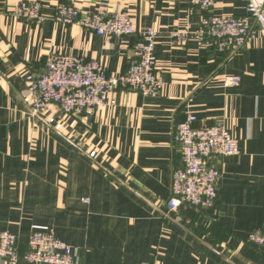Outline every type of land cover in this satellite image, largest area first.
Returning <instances> with one entry per match:
<instances>
[{"label":"crops","instance_id":"1","mask_svg":"<svg viewBox=\"0 0 264 264\" xmlns=\"http://www.w3.org/2000/svg\"><path fill=\"white\" fill-rule=\"evenodd\" d=\"M21 1L0 0V229L25 241L33 226H48L82 264H264V246L248 243L252 230H264L263 36L223 59L195 36L178 39L207 15L191 13L190 0H38L41 23L13 14ZM61 3L125 9L139 29L158 30L161 93L119 88L116 105L100 108L91 127L76 116L57 128L31 115L26 75L40 73L48 53L97 58L119 75L140 39L56 22ZM210 13L242 15L245 2L216 0ZM226 74L240 83L224 86ZM190 112L196 125L224 122L241 153L212 159L221 173L214 205L169 214L164 202L182 165L174 130Z\"/></svg>","mask_w":264,"mask_h":264},{"label":"built area","instance_id":"2","mask_svg":"<svg viewBox=\"0 0 264 264\" xmlns=\"http://www.w3.org/2000/svg\"><path fill=\"white\" fill-rule=\"evenodd\" d=\"M242 1L246 6L242 15H213L210 11L216 0H190L191 13L200 9L207 15L202 16L196 31L187 27L176 33L178 39L186 42L195 36L199 43L215 48L226 59L247 47L257 34L264 38V0ZM11 11L28 22L41 23L46 19L38 0L21 1ZM52 18L111 40L133 34H139L140 39L134 47V60L119 75L108 74L97 58L48 53L43 70L26 75L29 84L26 101L31 115L57 128L63 126L66 117L76 116L91 127L100 108L116 105L113 93L119 88L148 96L161 93L165 82L156 69L158 30L139 29L125 9L101 7L89 11L75 3L58 4ZM223 83L226 87L238 85L240 76L226 74ZM197 120L196 114L190 112L175 126L174 139L179 144L182 165L172 174L170 195L164 202L169 214L185 205L197 208L214 205L219 197L221 173L212 165V159L241 153L239 140L224 122L196 125ZM89 155L94 157L95 152ZM248 243L264 246V230H252ZM20 259L35 264H82L77 248L62 241L48 226H33L25 241L18 234L0 229V264L5 261L16 264Z\"/></svg>","mask_w":264,"mask_h":264}]
</instances>
